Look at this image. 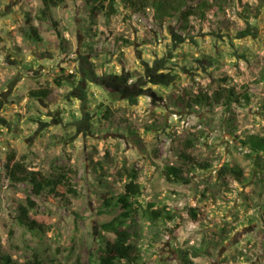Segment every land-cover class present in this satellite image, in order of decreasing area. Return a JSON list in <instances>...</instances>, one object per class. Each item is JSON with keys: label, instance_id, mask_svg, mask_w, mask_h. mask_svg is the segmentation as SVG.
Instances as JSON below:
<instances>
[{"label": "rangeland", "instance_id": "1", "mask_svg": "<svg viewBox=\"0 0 264 264\" xmlns=\"http://www.w3.org/2000/svg\"><path fill=\"white\" fill-rule=\"evenodd\" d=\"M53 1L59 5L51 4L48 16L45 0H0V96L10 95L0 112V258L98 264L105 241L115 239L103 225L121 213L106 200L123 193L136 172L143 188L137 206L155 203L176 215L151 223L140 214L132 224L140 264H183L181 251L194 264H264V172L241 142L264 137L263 0H230L192 19L189 29L179 17L161 28L153 9L137 14L120 5L108 18L101 7L93 16V0ZM68 73L76 84L57 86ZM97 75L101 84L90 81ZM110 76L126 90L112 87ZM224 86L248 92L251 104H174L184 89ZM43 87L51 89L47 99L30 95ZM189 140L191 154L212 167L187 172L189 184L171 182L168 166L190 169L180 156ZM12 152L48 176L76 172L79 195L51 202L26 184L13 186L5 173ZM226 164L244 170L243 183L220 177ZM29 197L45 233L19 222L18 208ZM191 208L205 218L196 222Z\"/></svg>", "mask_w": 264, "mask_h": 264}, {"label": "trees", "instance_id": "2", "mask_svg": "<svg viewBox=\"0 0 264 264\" xmlns=\"http://www.w3.org/2000/svg\"><path fill=\"white\" fill-rule=\"evenodd\" d=\"M230 0H93L94 5L91 8L93 16H98L100 7L105 9L106 16L111 18L118 14L120 5L126 10L133 13L144 14L147 10H154V17L159 26L163 28L169 19L179 17L184 29H189L191 20L194 18L205 19L208 12L213 10L214 7L223 9ZM46 7L45 14L50 16L51 4L59 5L53 0H45ZM264 4V0L262 2ZM32 37L37 42L41 41L39 33L34 26H31ZM117 42L124 40L122 37H117ZM129 41L125 39L124 43ZM119 78H115V82L122 87ZM57 86L63 84L75 85L77 76L74 73L62 75L59 79H55ZM102 80V79H101ZM100 80V81H101ZM124 81V80H123ZM99 84H101L99 82ZM119 89L116 86H112ZM30 95L36 99H47L51 95L49 87H43L37 90H32ZM172 98L174 96L172 95ZM242 100L247 105L251 104L252 98L248 92L243 95L238 94L235 87H221L214 92H198L193 93L191 90L184 89L182 94L179 95L174 104L185 110H194L196 107H209L214 108L217 105L226 106L231 108L233 104H243ZM264 111V102L262 104ZM107 111V114H111ZM108 118V117H107ZM244 147L250 150V154L256 156L257 166L264 172V137L260 135H250L246 139H241ZM194 147L193 140L187 141L186 148L181 153V158L190 166L189 170L183 167L168 166L165 170L166 178L171 182H178L189 184L190 177L186 173L197 168L201 170H209L212 164L208 161H201L190 150ZM5 173L8 180L11 181L13 186L19 184H26L31 188L33 196H44L46 200L55 202L56 199L67 201L69 196H78L79 193L75 188L73 178L76 172L72 173H59L57 175L48 176L43 171L30 169L24 160H18L16 153L12 152L7 156L5 163ZM232 175L240 183L245 180L244 170L237 166H230L226 164L220 171V177L225 178ZM129 182L126 183L123 193L116 197H109L106 200L107 206L118 207L121 213L112 221L103 225L104 231L110 232L115 236L114 240L107 239L103 251L97 255L98 264H140V251L136 244L133 243V238L138 236L134 231L132 224L137 222L139 215L142 218L151 222L157 223L159 221L171 220L176 217L175 213L166 208L155 209V203H149L146 208L137 206L138 198L143 194V188L138 183V175L136 172L130 173ZM37 207L36 201L31 197L28 198V205H20L19 222L29 228L31 231L45 233L46 228L43 223L33 219L32 210ZM192 218L198 222L205 218V213L197 208L189 210ZM195 256H199L198 251H194ZM189 251H181L180 258L183 264H194L190 258ZM0 259L4 264H16L13 259L6 255ZM23 264H43L41 260L28 261Z\"/></svg>", "mask_w": 264, "mask_h": 264}, {"label": "flooded vegetation", "instance_id": "3", "mask_svg": "<svg viewBox=\"0 0 264 264\" xmlns=\"http://www.w3.org/2000/svg\"><path fill=\"white\" fill-rule=\"evenodd\" d=\"M81 64H83V61L81 60ZM41 68H43L42 66H41ZM31 69H33V68H29V70H31ZM48 74H50L49 72H48ZM23 77L25 76V75H22ZM103 77L101 76V75H97V76H95L93 79H91L90 81L92 82V81H95V82H99L101 79H102ZM115 76H110V77H108V79L109 80H111V84H112V86H116V87H118L119 89H122V90H126V88L125 87H122L121 88V86L119 85V84H117L114 80H115ZM88 88V87H87ZM121 91V90H120ZM81 92V95H79L80 97H81V99H83V97H84V95H85V93L87 92L86 91V85H84V87H82V90L80 91ZM75 95V97H77V94H74ZM9 97H10V95H9V92H6L5 94H3V95H1L0 96V112L2 111V106L3 105H6L7 104V101L9 100ZM86 108H87V106H84L83 107V109L81 110V113L83 114V115H85L87 112H86Z\"/></svg>", "mask_w": 264, "mask_h": 264}]
</instances>
